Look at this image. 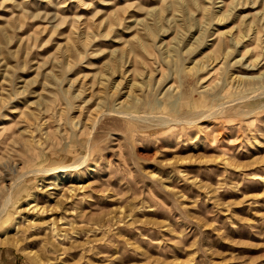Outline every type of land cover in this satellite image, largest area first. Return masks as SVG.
<instances>
[{
  "label": "rangeland",
  "instance_id": "374dc122",
  "mask_svg": "<svg viewBox=\"0 0 264 264\" xmlns=\"http://www.w3.org/2000/svg\"><path fill=\"white\" fill-rule=\"evenodd\" d=\"M0 264H264V0H0Z\"/></svg>",
  "mask_w": 264,
  "mask_h": 264
},
{
  "label": "bare ground",
  "instance_id": "6f19581e",
  "mask_svg": "<svg viewBox=\"0 0 264 264\" xmlns=\"http://www.w3.org/2000/svg\"><path fill=\"white\" fill-rule=\"evenodd\" d=\"M150 30H151V29H150ZM169 87H170V86H168V88H169ZM122 103H123V102H121V104H122ZM119 104H120V102H119ZM80 163H81V162H80ZM34 205H35V204H34ZM33 208H34V207H33ZM37 209H38V208H37ZM33 210H34V209H33ZM39 211H40V210H39ZM39 211H38V212H39Z\"/></svg>",
  "mask_w": 264,
  "mask_h": 264
}]
</instances>
